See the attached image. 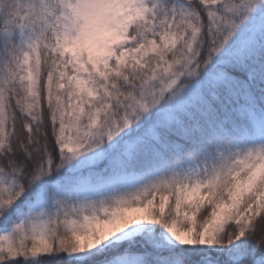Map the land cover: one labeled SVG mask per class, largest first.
Returning <instances> with one entry per match:
<instances>
[{"label": "snow or ice", "instance_id": "snow-or-ice-1", "mask_svg": "<svg viewBox=\"0 0 264 264\" xmlns=\"http://www.w3.org/2000/svg\"><path fill=\"white\" fill-rule=\"evenodd\" d=\"M0 264H264V0H0Z\"/></svg>", "mask_w": 264, "mask_h": 264}]
</instances>
